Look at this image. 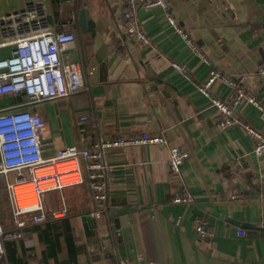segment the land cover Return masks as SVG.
I'll return each mask as SVG.
<instances>
[{"label":"crops","instance_id":"obj_1","mask_svg":"<svg viewBox=\"0 0 264 264\" xmlns=\"http://www.w3.org/2000/svg\"><path fill=\"white\" fill-rule=\"evenodd\" d=\"M28 1L35 0H0V16ZM40 1L52 30L73 32V46L64 55L78 64L84 81L75 94L35 104L45 122L43 157L64 146L89 148L142 132L161 134L164 142L103 150L110 166L108 198L98 218L80 159L81 182L43 194V221L36 225L30 215L23 216L28 225L22 236L5 245L8 263L264 264V229H258L264 213V154L254 153L244 129L249 125L264 135V122L253 105L241 102L235 122L219 128L221 116L197 89L215 69L235 78L264 106L258 74L264 67V0H168L173 19L203 57L159 7L137 11L149 39L144 46L125 36L124 0ZM82 9L94 23L93 32L81 29ZM11 52L12 46H0V59ZM172 62L184 71L173 69ZM233 92L220 81L211 89L226 102ZM23 99L3 95L0 108ZM174 146L188 152L177 175L168 170ZM14 179L10 174L9 181ZM0 190L7 197V203L0 200L5 217L0 225L12 229L10 193L2 178ZM176 195L190 200L174 202ZM196 219L205 222L210 237L196 234Z\"/></svg>","mask_w":264,"mask_h":264},{"label":"built area","instance_id":"obj_2","mask_svg":"<svg viewBox=\"0 0 264 264\" xmlns=\"http://www.w3.org/2000/svg\"><path fill=\"white\" fill-rule=\"evenodd\" d=\"M153 7L161 8L182 39L203 57L198 45L191 41L186 31L173 19L168 0H124L122 18L126 22V38L144 46L149 44L148 37L140 28L137 11L139 8ZM73 43V32L54 31L50 28L46 5L40 0L28 1L21 9L0 16V46H12L11 54L0 59V96L14 94L24 97L21 102L0 108V179L6 183L10 193L14 223L12 229H4L0 225V264H9L5 244L22 236L28 225L23 216L30 215L31 223L36 225L45 218L43 194L82 181L78 164L80 159L85 162V179L91 191L93 216L98 218L108 198L107 174L110 166L103 159V150L164 142L161 134L142 132L139 137L100 141L89 148L64 146L51 157H43L45 122L38 113L30 111V107L42 101L75 94L84 86L78 64L67 60L64 55ZM171 66L179 72L184 71L183 66L178 63L172 62ZM93 69L86 74L91 75ZM258 74L264 82V67H258ZM217 81L234 91L231 101H223L211 94L212 86ZM197 89L209 99L221 116L219 128L235 122L233 114L241 102L253 105L264 122V106L254 94L239 86L235 78L210 69ZM244 129L254 141V153L264 154V135L249 125H245ZM187 157V151L177 146L171 147L168 160L170 174L177 175ZM10 174L15 175L13 181H9ZM172 200L188 202L190 197L176 195ZM63 212L64 210L56 211L52 215L58 217ZM194 230L200 237L211 236V231L202 219L195 220ZM238 233L244 234L243 231Z\"/></svg>","mask_w":264,"mask_h":264},{"label":"water","instance_id":"obj_3","mask_svg":"<svg viewBox=\"0 0 264 264\" xmlns=\"http://www.w3.org/2000/svg\"><path fill=\"white\" fill-rule=\"evenodd\" d=\"M79 23H80L82 31L93 32L94 23H93L92 20H90L88 18L86 9H82V10L79 11ZM244 227L249 229V230L257 229L254 225H251V224H246V225H244ZM258 229L259 230H263L264 229V213H263L262 227H259Z\"/></svg>","mask_w":264,"mask_h":264},{"label":"rangeland","instance_id":"obj_4","mask_svg":"<svg viewBox=\"0 0 264 264\" xmlns=\"http://www.w3.org/2000/svg\"><path fill=\"white\" fill-rule=\"evenodd\" d=\"M1 97V96H0ZM48 101V100H47ZM4 105V104H3ZM0 106H2V105H0ZM34 106H35V104H34ZM36 106L33 108V105L30 107V111H32V112H35L36 111ZM35 109V110H34ZM1 192H0V200L2 201V202H4L5 201V203H7L6 202V200H4L5 199V197H6V193H5V191L4 190H0ZM7 198V197H6ZM7 208H9L8 207V205H7ZM0 221L3 223V222H5V217L2 215V213H0Z\"/></svg>","mask_w":264,"mask_h":264},{"label":"bare ground","instance_id":"obj_5","mask_svg":"<svg viewBox=\"0 0 264 264\" xmlns=\"http://www.w3.org/2000/svg\"><path fill=\"white\" fill-rule=\"evenodd\" d=\"M27 186H29V185H27Z\"/></svg>","mask_w":264,"mask_h":264},{"label":"trees","instance_id":"obj_6","mask_svg":"<svg viewBox=\"0 0 264 264\" xmlns=\"http://www.w3.org/2000/svg\"><path fill=\"white\" fill-rule=\"evenodd\" d=\"M6 245V244H5Z\"/></svg>","mask_w":264,"mask_h":264}]
</instances>
